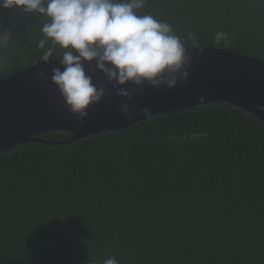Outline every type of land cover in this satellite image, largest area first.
I'll return each instance as SVG.
<instances>
[{
    "label": "trees",
    "instance_id": "1",
    "mask_svg": "<svg viewBox=\"0 0 264 264\" xmlns=\"http://www.w3.org/2000/svg\"><path fill=\"white\" fill-rule=\"evenodd\" d=\"M178 36L264 60V0H146ZM0 8V78L63 51ZM227 39L215 42V33ZM47 39L44 48L37 46ZM0 152V264H264V120L230 102Z\"/></svg>",
    "mask_w": 264,
    "mask_h": 264
},
{
    "label": "clouds",
    "instance_id": "2",
    "mask_svg": "<svg viewBox=\"0 0 264 264\" xmlns=\"http://www.w3.org/2000/svg\"><path fill=\"white\" fill-rule=\"evenodd\" d=\"M145 4L146 0H0V8L19 7L49 18L41 28L44 37L66 49L59 59L63 70L54 67L51 81L68 111L81 121L88 116L90 106L99 103L108 91L94 82L86 63L94 62L116 94L128 99L132 98L125 87L128 84L174 88L179 80L187 79V42L195 44L196 34L178 36L170 23L151 14H138ZM214 35L217 44L227 39L223 31ZM47 39L41 38L37 46L44 48ZM119 107L130 115L127 103ZM142 112L145 118L151 115L148 107ZM103 264L119 261L110 256Z\"/></svg>",
    "mask_w": 264,
    "mask_h": 264
},
{
    "label": "water",
    "instance_id": "3",
    "mask_svg": "<svg viewBox=\"0 0 264 264\" xmlns=\"http://www.w3.org/2000/svg\"><path fill=\"white\" fill-rule=\"evenodd\" d=\"M190 63L188 77L176 87L156 89L147 83L141 88L125 87L132 98L121 97L106 83V77L86 63L94 82L107 87V94L88 109V116L79 120L67 109L58 87L52 83V69L61 67L58 58L45 57L31 66L0 78V152L16 144L34 139V135L51 129L73 132V141L103 130L121 129L155 115L223 101L239 105L264 120V60L227 48L187 45ZM200 49H203L201 52ZM63 70V68H62ZM43 72L44 76H38ZM202 97V99H201ZM127 103L130 115L120 110ZM148 107L151 115L144 117Z\"/></svg>",
    "mask_w": 264,
    "mask_h": 264
}]
</instances>
